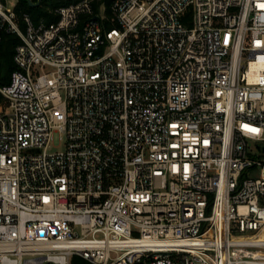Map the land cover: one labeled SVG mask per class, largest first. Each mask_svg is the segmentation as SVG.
Returning <instances> with one entry per match:
<instances>
[{
  "label": "built area",
  "instance_id": "built-area-1",
  "mask_svg": "<svg viewBox=\"0 0 264 264\" xmlns=\"http://www.w3.org/2000/svg\"><path fill=\"white\" fill-rule=\"evenodd\" d=\"M97 1L0 0V264H264V0Z\"/></svg>",
  "mask_w": 264,
  "mask_h": 264
},
{
  "label": "trees",
  "instance_id": "trees-1",
  "mask_svg": "<svg viewBox=\"0 0 264 264\" xmlns=\"http://www.w3.org/2000/svg\"><path fill=\"white\" fill-rule=\"evenodd\" d=\"M36 1V0H33ZM100 0L95 4L98 6ZM106 4V12L109 13V6L112 0H103ZM65 0H42L38 6L29 5L27 0H17L15 4V10L17 14L27 13L29 16L31 14L35 15L36 19H44L49 22L56 18L54 14V9L62 4H65ZM50 6L52 8H49ZM47 7V8H46ZM38 21V20H36ZM20 42V38L11 32H4L2 36V42L0 46L1 52V72H0V84L7 83L9 81L10 73L16 68L13 61V54L16 45ZM1 98V95H0ZM71 264H92L87 260L83 259L78 255H74L71 259Z\"/></svg>",
  "mask_w": 264,
  "mask_h": 264
},
{
  "label": "rangeland",
  "instance_id": "rangeland-1",
  "mask_svg": "<svg viewBox=\"0 0 264 264\" xmlns=\"http://www.w3.org/2000/svg\"><path fill=\"white\" fill-rule=\"evenodd\" d=\"M1 1L6 7H15V4L17 3V0H1ZM47 7L52 8L50 6H47ZM34 16L35 15H33V14L30 15L32 21L34 23H37L40 19H38V18L36 19V17H34ZM18 17H19V19L21 18L20 13L18 14ZM36 20H38V21H36ZM21 27L24 28V25L21 24ZM2 102L3 101L0 98V104H2ZM62 149H64V139L59 132H54L53 133V139H52L50 146H49V151L62 150Z\"/></svg>",
  "mask_w": 264,
  "mask_h": 264
},
{
  "label": "water",
  "instance_id": "water-1",
  "mask_svg": "<svg viewBox=\"0 0 264 264\" xmlns=\"http://www.w3.org/2000/svg\"><path fill=\"white\" fill-rule=\"evenodd\" d=\"M29 5L31 6H38L42 0H36V1H33V0H27Z\"/></svg>",
  "mask_w": 264,
  "mask_h": 264
}]
</instances>
